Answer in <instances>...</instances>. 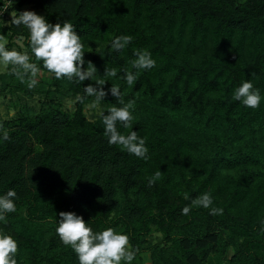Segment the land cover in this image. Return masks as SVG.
Wrapping results in <instances>:
<instances>
[{"label": "trees", "instance_id": "16d2710c", "mask_svg": "<svg viewBox=\"0 0 264 264\" xmlns=\"http://www.w3.org/2000/svg\"><path fill=\"white\" fill-rule=\"evenodd\" d=\"M12 8L76 25L95 79L135 101L132 130L149 150L144 160L108 144L99 115L86 113L93 98L74 99L94 81L57 80L39 61L46 78L32 90L8 70L0 74V94L16 97L13 113L0 118L9 134L0 142V194L14 188L19 199L0 228L18 241L17 264H79L56 233L60 211L81 215L94 231L126 232L151 264H264V100L252 109L231 99L243 80L264 96V0H16ZM0 34L7 47L21 39L28 49L23 27L6 24ZM122 34L131 44L109 54ZM134 49L151 51L156 65L128 86L120 77L135 71ZM107 67L118 76L103 75ZM20 95L35 104L18 103ZM115 102L108 93L99 110ZM158 169L161 179L150 185ZM209 190L222 215L202 207L181 215L183 193Z\"/></svg>", "mask_w": 264, "mask_h": 264}, {"label": "clouds", "instance_id": "9594fccd", "mask_svg": "<svg viewBox=\"0 0 264 264\" xmlns=\"http://www.w3.org/2000/svg\"><path fill=\"white\" fill-rule=\"evenodd\" d=\"M16 0H5L0 7V29L6 24L27 30L28 49H9L8 41L0 34V67L7 69L8 74L14 76L29 90L39 84L41 66L36 61L42 62L43 69L52 74L57 80H67L81 85L86 79L94 81L83 87V95H77L76 102L84 103L89 97L90 109H99L101 101L110 93L116 102L107 108V111L99 110L97 114L103 125V135L109 145H115L122 152L134 155L138 158L148 159V146L146 137L132 130L137 117L134 115L135 101L125 102L124 94L118 85H111L105 90L102 86L107 80L95 79L97 69L95 65L83 59L85 43L77 34L76 25L70 21L50 23L45 16L37 14L33 10L25 9L17 11L12 8ZM10 20H4L2 14L10 10ZM129 34L113 36L109 41V54H117L125 50L132 42ZM135 58L130 61L131 68L135 71L123 69L120 77L128 86H134L141 72L152 69L156 65L151 51L147 49H134ZM34 57V59H33ZM87 63L86 67H82ZM107 77H117L116 67L105 68ZM231 99L238 101L243 106L257 109L264 96L261 90L255 87L251 80H243L235 87ZM3 125L0 124V129ZM126 129V134L120 131ZM7 131H0V142L7 141ZM161 179V171L158 169L149 178L148 183L154 184ZM183 198L189 201L181 208V215L187 216L194 207H202L209 210L211 215H222L223 209L213 207L211 190L203 192L193 198L190 193H183ZM19 197L14 188H9L0 194V225L6 224L8 216L17 211L16 200ZM56 233L61 242L69 246L76 254L79 264H132L136 259L138 249L129 242L126 232L117 231L113 227H106L100 231H94L81 215L73 211H60ZM261 231L264 232V220L261 221ZM18 241L13 235L0 228V264H17L16 254Z\"/></svg>", "mask_w": 264, "mask_h": 264}, {"label": "rangeland", "instance_id": "374dc122", "mask_svg": "<svg viewBox=\"0 0 264 264\" xmlns=\"http://www.w3.org/2000/svg\"><path fill=\"white\" fill-rule=\"evenodd\" d=\"M37 14L43 15L44 11L43 10H36ZM15 44L13 46L8 47L9 49L12 48H16L17 50H25L26 48L23 45V42L21 39H15ZM7 69H4L2 67H0V74H3L4 72H6ZM43 79L46 78V76L41 72L39 79ZM0 84H1V80H0ZM20 99L17 101L18 103L22 104V103H29L30 105L35 104L34 100L29 99L28 97H23V95H20ZM12 97V99L15 101L14 96H12V94H6L5 96L2 94H0V118H4L7 117L10 113H13V109L11 110V108L9 107V103H10V98ZM68 104L70 103L67 102ZM99 111V109H90L88 106L86 107V113L88 115V117L93 118L94 115ZM154 239V238H153ZM132 264H151L150 259H149V252H142L139 254L138 257H136V259L133 261Z\"/></svg>", "mask_w": 264, "mask_h": 264}]
</instances>
